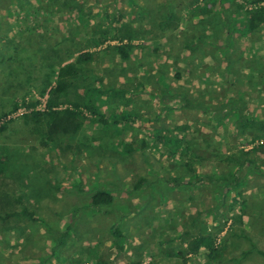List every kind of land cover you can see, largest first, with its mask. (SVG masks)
Masks as SVG:
<instances>
[{
    "label": "rangeland",
    "instance_id": "1",
    "mask_svg": "<svg viewBox=\"0 0 264 264\" xmlns=\"http://www.w3.org/2000/svg\"><path fill=\"white\" fill-rule=\"evenodd\" d=\"M258 6L264 0H0V264H264V153L235 172L242 184L219 182L233 172L225 156L263 143L258 124L234 135L238 116L264 121V22L250 33L242 24ZM120 26L133 34L126 61L110 49L117 41L98 42ZM82 53L103 86L140 95L127 107L98 101L102 118L82 111L79 131L51 124L45 141L24 116L45 111L59 68ZM184 125L173 146L169 130ZM131 141L123 154L117 144ZM187 144L209 176L198 187ZM99 189L111 204H90ZM202 229L215 260L207 247L189 249L186 233Z\"/></svg>",
    "mask_w": 264,
    "mask_h": 264
},
{
    "label": "trees",
    "instance_id": "2",
    "mask_svg": "<svg viewBox=\"0 0 264 264\" xmlns=\"http://www.w3.org/2000/svg\"><path fill=\"white\" fill-rule=\"evenodd\" d=\"M259 1V0H258ZM253 3V2H252ZM243 27L245 33H250L252 31H257V29L260 27V25L264 22V7L258 6L256 8H251L250 10H244L243 12ZM120 17L117 18V22L119 21ZM227 17L225 18V20ZM119 23V22H118ZM126 26H120L118 28V32L109 34L108 36H102L98 38V42L100 44H103L107 41H117L118 44L111 46V50L115 51L117 53V56L122 60L126 61L130 58L131 52L134 48L132 41H133V34L126 29ZM199 39V38H198ZM197 39V40H198ZM189 39L187 40V42ZM198 41H201L199 39ZM196 42V40H195ZM194 42V43H195ZM92 60V54L91 53H82L77 56L76 60L74 62L65 64L61 68H59L55 86L50 90L49 92V99L47 101V107L45 108L44 112L39 111H32L29 115H25V120L34 122V125H32L33 128L36 129V133H41L42 130H44L46 127H49L51 124L60 125L63 127L66 126H74L72 131L77 132L81 128V124L79 121H76L78 118H81L82 111H86L93 117L102 118V115H98V107L97 102L98 101H111V99L116 100L119 104V106L127 107L130 105V103L135 100L136 98H133V96H136L138 94V88L134 87V92L131 94L128 93V89L123 87H105L102 84V80L95 76L93 73L87 70L85 67V63H88ZM263 62V61H262ZM253 66V65H252ZM254 67V66H253ZM256 67H258V70L262 74L264 72V62L261 64H257ZM264 76H262L263 78ZM263 81L260 82L262 84ZM139 86H141L139 84ZM261 91V90H260ZM140 95V94H138ZM137 95V96H138ZM153 95V94H152ZM136 96V97H137ZM60 103H67L71 106L70 109H65L62 111V113H58L54 111V108L57 107ZM229 105L234 104V99L228 100ZM17 105H13V109H16ZM43 118V120H41ZM216 122L219 123V120L221 119V115H218L216 118ZM238 125L234 127V135H238L239 133L243 134L247 132V128L251 127L253 128L254 125L258 124L261 126V128H264V121L261 120L259 122H254L251 120H247L245 118H241V116L237 117ZM236 124V123H235ZM33 130V129H32ZM189 128L187 125L184 126H175L172 129L169 130L170 132V142H172L173 146H180L182 147L181 142L176 137H172L171 135H181L188 131ZM246 130V132H244ZM45 136V137H44ZM42 135L41 138L46 141V135ZM261 137L262 144L260 146L254 147L250 152H243L241 150L235 151L232 155H227L224 157V161L227 162V165L233 166V172L232 174H226L220 176V181L223 183H227L230 186H233L234 188L238 186V183L242 184V182L239 180L236 182L238 178H235L237 172H240L242 170L246 171L248 170V167H255V165L258 163V160L256 158V152L264 153V132L260 133V135L255 136ZM49 141H55V137L52 135H49L48 137ZM48 142V141H47ZM133 142H123L117 144L118 148L121 147V152L123 154H130L132 151H134ZM140 142V141H139ZM191 144V143H189ZM187 144L186 148L182 149V151L190 150V146ZM191 154V157L184 162L185 167L188 172L191 173L193 176L189 180L191 181V185L193 187L201 186L204 179L209 178L208 175L201 174L197 172V169L193 166V162L201 160V158L195 156L193 154V151H189ZM185 156L183 155V158ZM264 163V162H263ZM6 168V161L3 158H0V172L4 171ZM246 169V170H245ZM254 169V168H253ZM236 172V173H235ZM186 177V176H185ZM212 177V176H211ZM187 178V177H186ZM187 178V179H188ZM213 178V177H212ZM179 177H174L172 179L173 183H177V180ZM218 179V178H217ZM242 179V178H241ZM243 180V179H242ZM143 178L139 179L137 182V185L140 186L141 182H143ZM113 201V197L99 189L96 190V192L91 196V202L90 204L92 206H98V208H101L99 206L103 205H109ZM249 200L243 198V196L240 198V203L242 204V207L248 202ZM260 212V210H259ZM201 215V212H199ZM261 214L264 217V209L261 208ZM18 216L19 214H11ZM11 215H6V217H9ZM29 216V215H25ZM246 216V212L242 211V214L240 217L237 218V221L240 222L243 220V218ZM203 229L202 231L197 232H187L186 236L192 237V241L190 242L189 249L196 253L200 247L204 246L208 248V254L210 257V260H215V257L217 256L215 249L212 247V238L211 236H203ZM101 264V263H99Z\"/></svg>",
    "mask_w": 264,
    "mask_h": 264
}]
</instances>
